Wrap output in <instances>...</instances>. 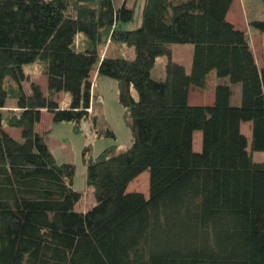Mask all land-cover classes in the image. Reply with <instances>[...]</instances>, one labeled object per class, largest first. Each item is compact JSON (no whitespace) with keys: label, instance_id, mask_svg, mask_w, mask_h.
<instances>
[{"label":"trees","instance_id":"obj_1","mask_svg":"<svg viewBox=\"0 0 264 264\" xmlns=\"http://www.w3.org/2000/svg\"><path fill=\"white\" fill-rule=\"evenodd\" d=\"M234 1L145 0L141 24L123 29L136 9L125 0H0V264H264V162L253 157L264 151V65L227 18ZM249 25L264 33V18ZM174 44L194 45L191 71ZM113 45L121 56L100 53ZM162 56L166 77L155 80ZM94 69L118 81L132 142L96 158L85 150L95 203L84 212L76 165L57 161L51 130L37 125L44 111L77 132L96 124ZM193 87L214 90L213 103L191 104ZM146 170L149 197L128 192Z\"/></svg>","mask_w":264,"mask_h":264},{"label":"rangeland","instance_id":"obj_2","mask_svg":"<svg viewBox=\"0 0 264 264\" xmlns=\"http://www.w3.org/2000/svg\"><path fill=\"white\" fill-rule=\"evenodd\" d=\"M124 0H118L122 2ZM129 6L136 5L135 18L131 22L122 23L123 29L137 28L142 21V10L145 0H125ZM230 18L237 23V26L244 28L254 41L258 58L261 54V47L264 50V33L258 32L252 28L249 23L254 18H264L261 0H235ZM254 34H257L254 36ZM251 40V41H252ZM173 59L181 64H184L187 71H191L194 45L193 44H174ZM100 53L108 56H121L120 51L116 45L112 47L99 49ZM128 54V51L123 50ZM132 56H135V50L132 47ZM168 57H159L156 65L152 69V78L161 80L166 77V63ZM260 60V59H259ZM261 62V61H260ZM264 64V63H260ZM38 74L40 84L45 86L46 78L40 75V68L34 66L32 68ZM94 85V97L89 114L95 117V123L91 119L83 120L81 122V131H75V123L73 122H59L54 123L50 118L51 113L46 112L42 118L41 123L37 129L41 132L51 130L48 144L59 163L72 162L76 165V174L74 177V188L83 192V197L77 204V209L80 211L89 210L95 203L94 189L89 187L86 182L87 166L85 163L86 149L89 148V155L96 158L105 148L110 146H118L119 149H125L131 145L132 133L126 123V109L119 102V83L116 79L105 75H99L95 69L92 71L91 77ZM232 103L236 104L238 98H241V85L233 84ZM191 104L194 105H208L213 100L212 90H204L193 87L191 90ZM62 108H67L70 102L69 94L61 92L57 98ZM12 105V104H11ZM6 110L9 107L5 108ZM5 110V111H6ZM96 125V129L94 128ZM252 124L244 123L243 132L251 140ZM111 129L115 133V137L111 135L99 136L97 130ZM8 131L13 136H20V129L8 128ZM202 149V133L196 132L194 137V149ZM200 149V150H201ZM88 156V154H87ZM253 157L256 161L264 162V151H255ZM142 192L146 197L150 194V172L149 170L141 173L128 186V192Z\"/></svg>","mask_w":264,"mask_h":264},{"label":"crops","instance_id":"obj_3","mask_svg":"<svg viewBox=\"0 0 264 264\" xmlns=\"http://www.w3.org/2000/svg\"><path fill=\"white\" fill-rule=\"evenodd\" d=\"M232 10V9H231ZM231 10H230V12L228 13V16H227V18H228V20H230L232 23H234L236 26H237V23L234 21V20H232L231 18H230V13H231ZM237 27H239V26H237ZM239 28H241V27H239ZM241 29H243V30H245L244 28H241ZM257 34H254V36H256ZM252 40V39H251ZM252 49H253V51H254V53H255V55H256V58H257V60H258V63L260 64V63H264V50H263V48L261 47V54H260V57L258 58V54H257V52L258 51H256V47H255V43H254V41L252 40ZM260 59V60H259ZM261 61V62H260ZM260 65H262V64H260ZM264 65V64H263ZM42 87H44L45 89H46V80H45V86H43V84H42ZM212 92H213V100H212V102L211 103H209L208 105H210V104H212L213 103V101H214V96H215V92H214V90H212ZM190 101H191V94H190ZM241 103V98L239 97L238 98V102L235 104V105H239ZM206 105V104H205ZM46 112H48V111H44L43 112V116L45 115V113ZM50 118L52 119V114H51V116H50ZM41 123V122H40ZM39 125V124H38ZM37 125V126H38ZM244 124H242V126H243ZM201 148H197V150L196 151H201L200 150Z\"/></svg>","mask_w":264,"mask_h":264}]
</instances>
